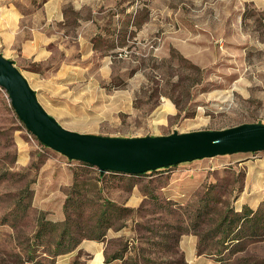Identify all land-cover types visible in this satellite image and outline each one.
Listing matches in <instances>:
<instances>
[{"label":"rangeland","instance_id":"obj_1","mask_svg":"<svg viewBox=\"0 0 264 264\" xmlns=\"http://www.w3.org/2000/svg\"><path fill=\"white\" fill-rule=\"evenodd\" d=\"M23 2L51 41L48 57L27 60L20 72L61 126L145 137L264 124V0ZM262 157L234 153L99 176L42 144L0 87V264H47L48 236L31 238L39 213L89 226L101 199L132 209L105 231L106 255L124 257L109 264H186L180 244L191 237L220 264H264ZM74 174L78 192L70 194ZM259 193V203H247ZM244 206L253 217L237 223ZM225 215L237 223L238 243L219 239Z\"/></svg>","mask_w":264,"mask_h":264},{"label":"water","instance_id":"obj_2","mask_svg":"<svg viewBox=\"0 0 264 264\" xmlns=\"http://www.w3.org/2000/svg\"><path fill=\"white\" fill-rule=\"evenodd\" d=\"M0 87L19 120L42 144L100 172L136 175L196 159L264 152L263 123L145 137H107L67 129L43 108L20 70L1 54Z\"/></svg>","mask_w":264,"mask_h":264},{"label":"crops","instance_id":"obj_3","mask_svg":"<svg viewBox=\"0 0 264 264\" xmlns=\"http://www.w3.org/2000/svg\"><path fill=\"white\" fill-rule=\"evenodd\" d=\"M23 1L0 0V54L11 60L19 70L27 60L40 62L46 59L49 52L48 43L51 41L50 35L47 34V24H37L35 19L30 17L33 13H28L23 8ZM50 19L49 15L47 20ZM259 164V167H264V157L259 159ZM256 173L261 179L264 169L257 170ZM260 187L255 185L256 189L253 186L252 189L259 192L263 186ZM259 194L250 198L247 203H259ZM134 197L138 196L134 194ZM180 250L186 255V264H220L212 256L198 253L196 237L181 240ZM86 253L91 254L89 259H86ZM105 254L104 241L84 239L73 251L57 256L55 264H106Z\"/></svg>","mask_w":264,"mask_h":264},{"label":"trees","instance_id":"obj_4","mask_svg":"<svg viewBox=\"0 0 264 264\" xmlns=\"http://www.w3.org/2000/svg\"><path fill=\"white\" fill-rule=\"evenodd\" d=\"M82 165L92 167L84 162H80ZM177 165V164H176ZM104 172H100L98 170V175H103ZM144 173L136 174V175H143ZM77 182L74 174L73 183L71 186V193H77ZM67 194L66 203L67 206L68 202L71 201V195ZM75 202V199H74ZM245 214H237L239 215L237 219V223L240 220L243 222L248 219V221L252 219L250 216L252 210L248 206H244ZM132 211V209L124 206H119L116 203L108 200V199H101L99 204L98 212L95 216L92 217L94 220V224L89 226H83L79 220L72 219L70 215H66V218L61 222H52L50 220L45 219L43 214L39 213V218L37 222V228L35 232L32 234V240L35 241L39 238H43L48 236L46 240L47 250L44 254L48 257L47 264H55L56 257L59 255H63L69 253L76 249L80 242L84 239L87 240H95V241H104V237L106 235V229L111 227V220H119L123 217L127 212ZM228 216L225 215L222 218V235L219 239H221L222 243L227 241H236L239 242L238 234H233L232 229L237 225L235 223L227 220ZM234 224V225H233ZM88 227L90 232H84L85 228ZM34 242L32 245H34ZM34 249L29 250V254L32 255L33 258ZM198 253V246H197ZM123 255L119 252H115L112 255L107 256L105 254V263L109 264L110 262L118 259H123Z\"/></svg>","mask_w":264,"mask_h":264}]
</instances>
